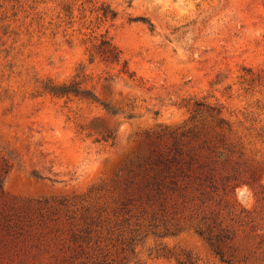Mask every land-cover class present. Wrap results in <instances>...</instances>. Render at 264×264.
<instances>
[{
    "label": "rangeland",
    "instance_id": "obj_1",
    "mask_svg": "<svg viewBox=\"0 0 264 264\" xmlns=\"http://www.w3.org/2000/svg\"><path fill=\"white\" fill-rule=\"evenodd\" d=\"M0 179V264H264V0H0Z\"/></svg>",
    "mask_w": 264,
    "mask_h": 264
},
{
    "label": "trees",
    "instance_id": "obj_2",
    "mask_svg": "<svg viewBox=\"0 0 264 264\" xmlns=\"http://www.w3.org/2000/svg\"><path fill=\"white\" fill-rule=\"evenodd\" d=\"M97 53L102 56V58L106 61L110 62H118L120 59V51L117 49L115 45H113L109 39L102 38L100 39V42L96 46ZM92 55V54H91ZM90 60L92 61V56L90 57ZM125 66V63L123 64V67ZM45 90H47L50 94L55 96H65L68 94H72L74 96H85L94 99L93 95H90L89 92L81 90L79 88L78 82L70 81L68 83H52L49 82L47 85H45ZM2 180L0 179V192L2 191ZM217 253H220V251H216Z\"/></svg>",
    "mask_w": 264,
    "mask_h": 264
}]
</instances>
